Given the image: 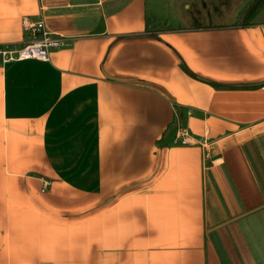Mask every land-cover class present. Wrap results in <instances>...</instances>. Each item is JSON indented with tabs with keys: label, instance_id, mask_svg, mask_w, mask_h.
<instances>
[{
	"label": "crops",
	"instance_id": "1",
	"mask_svg": "<svg viewBox=\"0 0 264 264\" xmlns=\"http://www.w3.org/2000/svg\"><path fill=\"white\" fill-rule=\"evenodd\" d=\"M250 1L189 23L198 0H0V47L23 18L66 43L0 55V264H264Z\"/></svg>",
	"mask_w": 264,
	"mask_h": 264
},
{
	"label": "built area",
	"instance_id": "2",
	"mask_svg": "<svg viewBox=\"0 0 264 264\" xmlns=\"http://www.w3.org/2000/svg\"><path fill=\"white\" fill-rule=\"evenodd\" d=\"M21 25L27 40L19 49H11L7 46L4 48L0 47V55H2L4 60L35 59L47 61L51 50H57L66 45L64 38L49 31L42 19L23 18ZM174 142H180L183 145L191 143L188 136L180 131L177 133ZM205 156H207V153Z\"/></svg>",
	"mask_w": 264,
	"mask_h": 264
},
{
	"label": "rangeland",
	"instance_id": "3",
	"mask_svg": "<svg viewBox=\"0 0 264 264\" xmlns=\"http://www.w3.org/2000/svg\"><path fill=\"white\" fill-rule=\"evenodd\" d=\"M244 1L247 0H198V16L192 13V17L189 18V23L196 22L202 19L207 20V16L213 15L217 18H221V21H226L231 18V14L235 8L239 7ZM190 13H187V16ZM219 15V16H217ZM220 20V19H219Z\"/></svg>",
	"mask_w": 264,
	"mask_h": 264
},
{
	"label": "trees",
	"instance_id": "4",
	"mask_svg": "<svg viewBox=\"0 0 264 264\" xmlns=\"http://www.w3.org/2000/svg\"><path fill=\"white\" fill-rule=\"evenodd\" d=\"M264 6V0H252L250 1L245 9L240 14L238 23L246 25L251 22L255 14Z\"/></svg>",
	"mask_w": 264,
	"mask_h": 264
}]
</instances>
